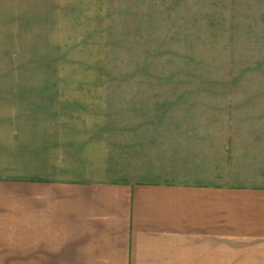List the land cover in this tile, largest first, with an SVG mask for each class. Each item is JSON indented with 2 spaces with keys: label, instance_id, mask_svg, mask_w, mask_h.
I'll list each match as a JSON object with an SVG mask.
<instances>
[{
  "label": "rangeland",
  "instance_id": "374dc122",
  "mask_svg": "<svg viewBox=\"0 0 264 264\" xmlns=\"http://www.w3.org/2000/svg\"><path fill=\"white\" fill-rule=\"evenodd\" d=\"M31 117L61 142L107 126L126 174L159 176L184 148L234 161L232 147L264 144V0H0L3 174L28 160Z\"/></svg>",
  "mask_w": 264,
  "mask_h": 264
},
{
  "label": "crops",
  "instance_id": "0c3cea01",
  "mask_svg": "<svg viewBox=\"0 0 264 264\" xmlns=\"http://www.w3.org/2000/svg\"><path fill=\"white\" fill-rule=\"evenodd\" d=\"M7 123L1 148L13 150ZM26 125L28 160L0 172V264H264V144L232 147L228 164L221 148H184L147 178L126 174L128 150L105 125L63 142L38 117Z\"/></svg>",
  "mask_w": 264,
  "mask_h": 264
}]
</instances>
